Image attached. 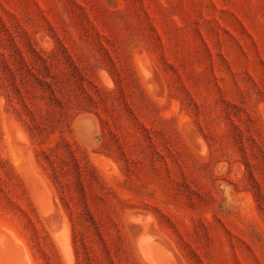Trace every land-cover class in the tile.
<instances>
[{
  "label": "rangeland",
  "instance_id": "374dc122",
  "mask_svg": "<svg viewBox=\"0 0 264 264\" xmlns=\"http://www.w3.org/2000/svg\"><path fill=\"white\" fill-rule=\"evenodd\" d=\"M0 264H264V0H0Z\"/></svg>",
  "mask_w": 264,
  "mask_h": 264
},
{
  "label": "bare ground",
  "instance_id": "6f19581e",
  "mask_svg": "<svg viewBox=\"0 0 264 264\" xmlns=\"http://www.w3.org/2000/svg\"><path fill=\"white\" fill-rule=\"evenodd\" d=\"M156 91V90H155ZM51 230V229H50ZM157 246V245H156ZM153 248H155V247H153ZM155 253V252H154Z\"/></svg>",
  "mask_w": 264,
  "mask_h": 264
}]
</instances>
